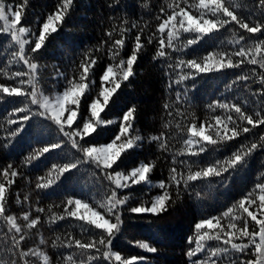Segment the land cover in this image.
Listing matches in <instances>:
<instances>
[{
  "label": "snow or ice",
  "instance_id": "snow-or-ice-1",
  "mask_svg": "<svg viewBox=\"0 0 264 264\" xmlns=\"http://www.w3.org/2000/svg\"><path fill=\"white\" fill-rule=\"evenodd\" d=\"M115 3L118 4L119 0H115ZM28 4L29 0H22V3L16 6L0 0V34L9 37L7 48L11 49L6 65L0 67V76L16 81L15 86L0 83V99L22 98L23 103L22 107H16L10 113V116L20 114L18 119H7V124L18 125L15 130L9 132V136L15 138L33 117H42L56 125L66 141L50 143L34 150L25 158V165H30L54 150H62L65 142L70 143L71 148L81 154L67 163L52 165L46 177L37 178L36 189L51 188L66 173H71L85 164L99 169L104 179L109 182L110 188L103 199L95 202L69 198L64 203L62 212L53 211L52 206L47 209L49 215L46 222L49 225L73 219L81 222V232L88 234L86 240L76 238L71 233L66 240L57 235L51 241L53 249L67 248L74 251L67 255L59 254L54 261L52 256L39 246L27 251L20 247L28 232L41 224V217L36 215L33 218L30 211H24L20 216L9 214L11 188L23 174L12 164L7 165L0 171V176L3 177V182H0V221L4 222L7 229L5 235L11 234V246L4 249L8 258H0V264H33L30 256L36 257L40 264H95L97 260L107 261L108 264H140L144 257H125L112 248L113 240L121 232L124 223L123 209L131 199L130 192L121 194L123 190H131L137 185L159 189L160 193L153 196L150 203L128 209L136 214L151 213L159 216L181 198L182 190L187 191L191 182L224 177L230 170L244 166L256 151L264 150V131L256 133L257 129L264 126V20L251 22V17L242 15L240 10L247 7L242 0H170L167 4V10L170 12L161 7L160 11L165 14V18L156 17L161 22L157 25L156 32L147 38V44H152L157 33L159 34L154 60L171 61V52L183 51L222 29L232 32L235 39L230 43L238 46L231 52H209L200 59L176 58L174 63L167 64V68L179 70L175 84L180 85L200 74L254 65L256 67L251 69L250 74L238 75L232 83L250 80L258 83L260 88L253 95L262 99L261 106H253L251 110L240 103L215 101L209 104L208 108L213 113L219 109L222 114L213 115L212 122L205 120L198 124L194 115L186 125L178 122L176 128L185 134L178 140L182 147L172 157L173 166L169 169L167 180H160L153 185L150 176L156 168V161L140 162L128 171L120 167L125 154L140 147L145 139L140 130L134 127L135 107L125 111L119 121L106 119L102 115L122 84L136 75L134 65L146 46L142 42V34L148 26L147 23L144 27H139L137 23L132 22L129 27V21L125 18L121 20L119 28L114 25L106 31L108 40L95 51L100 52L104 50V45H107L106 54L110 62L99 78V90L87 105L85 114L81 105L82 101L92 94L96 85L93 72L99 58L92 55L91 51L85 53L77 66L76 74L71 78L58 72L57 77L65 79L66 85L62 91L53 95L45 93L41 83L42 65L36 59V55L45 47L49 38L63 25L75 5V0H59L55 11L47 14L40 24L38 34L31 25L22 23L26 21ZM143 6L147 8L148 4ZM258 6L264 16V0H258ZM36 22L40 23L39 17ZM134 28L138 29V32L134 37L131 52L125 58L122 53L128 33ZM237 29L241 31L237 32ZM114 34L119 38H114ZM13 65H23L26 70L10 71ZM257 67L261 71L257 72ZM168 87L171 88L172 84ZM229 88L231 89V85ZM180 97L181 94L177 92V101ZM32 106H36L35 111ZM170 107L171 105L165 103L166 110ZM172 114L169 111V115ZM176 115L183 116L184 113L177 109ZM117 123L119 130L110 142L99 145L87 142V138L97 133L98 129ZM170 127L171 121L164 124L165 129ZM250 135L255 138L250 140ZM241 137L247 142H241L224 159H216L204 166L195 161H179L185 165L186 172L175 166L177 156L199 157L209 150V146L217 148ZM172 138L169 133L161 132L147 139L149 142H156L160 150L169 151ZM82 141L84 143H81ZM193 164L196 165V170H193ZM261 178L262 182L256 183L251 191L220 216L201 219L195 223L194 234L188 238V243L194 247H190L186 252L190 264H264V172L261 173ZM28 201V195L21 200L17 194L18 205ZM35 211L44 213L46 210L36 208ZM47 243L41 235L39 244ZM137 246L149 253L157 252V248L148 242H137Z\"/></svg>",
  "mask_w": 264,
  "mask_h": 264
},
{
  "label": "trees",
  "instance_id": "trees-1",
  "mask_svg": "<svg viewBox=\"0 0 264 264\" xmlns=\"http://www.w3.org/2000/svg\"><path fill=\"white\" fill-rule=\"evenodd\" d=\"M5 2L16 6L21 4L22 0H5ZM58 2L59 0H29L26 21H22V23L26 22L31 25L38 34L40 24L46 19L47 14L55 11ZM169 2L170 0H119L117 4L115 0H75V5L63 25L36 55L38 63L42 65L41 83L47 95L62 91L66 85L65 79L57 77L58 72L71 78L76 74L77 66L84 58L85 53L91 51L92 55L99 58L93 72L96 85L92 94L86 97L81 105V110L87 114V105L99 90V78L110 62L106 54L107 45H104V50L95 51L104 41L108 40L106 31L114 25L119 28L121 20L125 18L129 21V27L132 22L137 23L139 27H144L147 23L148 26L142 34V42L146 46L134 65L136 75L122 84L102 115L106 119L119 121L125 111L135 107L134 127L140 130V134L145 139L141 142L140 147L125 154L120 167L128 171L140 162L156 161V168L150 176L153 185L160 180H167L169 169L173 166L172 157L182 147V143L178 140L185 134L176 128L178 122L186 125L193 115L198 124L205 120L212 122L213 115L222 114L219 109L213 113L208 108V105L215 101L240 103L243 107L251 110L253 106H261L262 99L258 95H253L260 88L258 83L251 80L232 83L238 75L250 74L251 69L256 67L254 65H243L241 68L200 74L180 85L174 83L179 70L169 69L167 64L174 63L176 58L200 59L209 52H231L238 46L230 43L235 39L232 32L222 29L204 37L199 43L183 51L171 52L169 50L173 58L171 61L154 60L159 34L157 33L152 44H147V38L156 32L157 25L161 22L156 17L165 18V14L160 11L161 7H165L166 11L170 12L167 10ZM145 3L148 4L147 8L143 6ZM242 3L247 7L240 11L245 17H251V22L264 20L258 0H242ZM110 4L113 6L109 7ZM37 17L40 20L39 24L36 22ZM239 31L241 30L237 29V32ZM137 32L138 29L134 28L128 33L122 53L125 58L131 52ZM244 35L249 34L244 33ZM114 38L119 37L114 34ZM8 40L9 37L0 34V67L6 65L11 51L7 48ZM110 43L111 41H109ZM16 70L26 69L23 65L10 67V71ZM256 70L257 72L261 71L258 67ZM185 71L188 70L185 69ZM0 83L15 86L16 81L0 76ZM170 83L172 84L171 88L168 87ZM229 85H231V89ZM177 92L181 94L179 101L176 99ZM21 100L22 98L0 99V171L12 164L23 174L16 179V183L11 188L8 204L9 214L20 216L24 211H30L33 218L36 215L41 217V224L38 228L28 232L26 239L21 241L20 247L27 251L39 246L48 252L55 261L59 254L67 255L74 251V249L67 248L53 249L51 241L57 235L66 240L68 234L71 233L76 238L86 240L88 234L82 233L81 222L73 219L49 225L46 222L49 215L47 209L52 206L53 211L62 212L64 203L69 198L84 199L90 202L103 199L110 185L99 169L93 165L85 164L71 173H66L51 188L36 189L37 178L46 177L52 165L67 163L81 154L72 149L70 143L65 142L62 150H54L39 160L33 161L30 165H25V158L34 150L50 143L66 141V138L58 132L56 125L42 117H33L15 138L10 137L9 132L15 130L18 125L7 124V119H18L20 114L10 116V113L14 108L23 106ZM165 103L171 105L170 109L164 108ZM32 108L34 111L36 110V106H32ZM177 109L184 115H176ZM169 111L173 113L171 116ZM169 121H171V127L165 129L164 124ZM118 130V123L100 128L97 133L87 138V142L97 145L108 143ZM261 131H264V126L257 129L256 133L259 134ZM161 132H167L170 137H173L170 140L169 151L160 150L156 142H149L147 139L151 135H159ZM254 138V136H249L250 140ZM241 142L247 141L241 137L239 140L217 148L209 146V150L199 157L177 156L175 166L186 172L185 165L180 164L179 161L186 160L189 163L195 161L200 166H204L216 159H224ZM193 170H196L195 164H193ZM262 172H264V150H258L248 158L244 166L234 171L230 170L224 174V177L191 182L187 191L182 190L181 198L171 205L167 212L159 216H154L151 213L136 214L128 210L130 207L150 203L151 198L160 193L159 189L147 185H137L131 190H123L121 194L130 192L131 199L123 209L124 223L121 232L113 240V251H119L125 257L142 256L144 260L140 264H190L186 252L190 247H194L188 243V238L194 234L195 223L201 219L220 216L227 208L251 191L256 183L262 182ZM0 182H3L2 176H0ZM17 194L21 200L25 195H28L29 201L18 205L16 203ZM36 208H44L46 211L37 213ZM6 231L4 222L0 221V258L5 259L8 258V253L4 249L11 246V234L6 236ZM94 234L98 233L94 232ZM41 235L48 241L47 244H39ZM137 242H148L157 248V252L149 253L140 249ZM29 259L33 261V264H40L36 257L30 256ZM95 264H108V262L97 260Z\"/></svg>",
  "mask_w": 264,
  "mask_h": 264
},
{
  "label": "rangeland",
  "instance_id": "rangeland-1",
  "mask_svg": "<svg viewBox=\"0 0 264 264\" xmlns=\"http://www.w3.org/2000/svg\"><path fill=\"white\" fill-rule=\"evenodd\" d=\"M2 23V22H1Z\"/></svg>",
  "mask_w": 264,
  "mask_h": 264
}]
</instances>
